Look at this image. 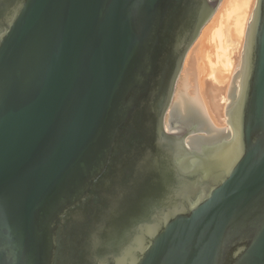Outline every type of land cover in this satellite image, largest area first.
<instances>
[{
    "label": "water",
    "instance_id": "1",
    "mask_svg": "<svg viewBox=\"0 0 264 264\" xmlns=\"http://www.w3.org/2000/svg\"><path fill=\"white\" fill-rule=\"evenodd\" d=\"M221 1L0 0V264H264V0L172 105Z\"/></svg>",
    "mask_w": 264,
    "mask_h": 264
},
{
    "label": "bare ground",
    "instance_id": "2",
    "mask_svg": "<svg viewBox=\"0 0 264 264\" xmlns=\"http://www.w3.org/2000/svg\"><path fill=\"white\" fill-rule=\"evenodd\" d=\"M254 2L255 0H222L183 64L175 100L182 84H185L188 87L186 96L201 101L216 129L227 126V92L239 60ZM227 130L228 126L225 132Z\"/></svg>",
    "mask_w": 264,
    "mask_h": 264
},
{
    "label": "rangeland",
    "instance_id": "3",
    "mask_svg": "<svg viewBox=\"0 0 264 264\" xmlns=\"http://www.w3.org/2000/svg\"><path fill=\"white\" fill-rule=\"evenodd\" d=\"M221 2H222V1H221ZM219 6H220V5H219ZM182 69H183V68H182ZM181 73H182V72H181ZM180 78H181V74H180V77H179L178 82H177V85H176L175 94H176L177 89H178L177 86L179 85ZM175 94H174V97H173V101L175 100ZM173 101H172V102H173ZM166 118H167V116H166ZM224 128H227V126L224 125V126H223V129H224ZM218 129H219V128H218ZM220 129H222V127H221ZM225 130H226V129H225Z\"/></svg>",
    "mask_w": 264,
    "mask_h": 264
}]
</instances>
